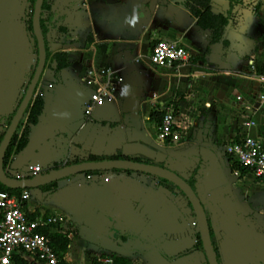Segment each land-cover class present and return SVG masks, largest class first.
Listing matches in <instances>:
<instances>
[{"label": "crops", "instance_id": "1", "mask_svg": "<svg viewBox=\"0 0 264 264\" xmlns=\"http://www.w3.org/2000/svg\"><path fill=\"white\" fill-rule=\"evenodd\" d=\"M212 1L220 5L213 13L225 15L227 2ZM183 2L49 0V9L41 12L48 25V53L66 54L69 66L55 73L46 61L33 96L43 101L41 115L29 129L26 147L11 153L4 172L30 179L56 165L124 155L126 145L145 144L165 155L164 168L192 184L218 264H264V183L252 174L236 176L224 151L236 136L264 141V107L254 99L259 74L253 66L264 74V0L234 6L221 41L214 44L211 30L200 29ZM30 6L31 0H0V141L37 64ZM230 31L251 44L239 48L234 42L231 49L225 39ZM158 40L179 43L189 60L153 67L149 56ZM211 55L219 62L211 63ZM104 68L123 82L110 104L87 114L92 88L85 79ZM169 103L187 126L175 144L159 142L149 120L152 110ZM33 166L43 173L28 175ZM54 183L49 189H28L24 208L33 219L40 214L62 219L50 231L70 235L64 264L107 257L120 259L118 264H207L188 201L158 178L105 171Z\"/></svg>", "mask_w": 264, "mask_h": 264}, {"label": "built area", "instance_id": "2", "mask_svg": "<svg viewBox=\"0 0 264 264\" xmlns=\"http://www.w3.org/2000/svg\"><path fill=\"white\" fill-rule=\"evenodd\" d=\"M189 51L177 42L156 41L150 52L149 61L153 67H173L189 60ZM252 69V62L250 64ZM85 84L92 89L89 93V104L85 113L103 108L114 99L117 88L123 82L111 68L88 72ZM258 90L255 93V102L264 107V74L256 75ZM240 101V98L238 97ZM160 125L157 127V140L161 143L175 144L180 141L187 126L180 120L173 103L162 109ZM225 154L229 161L252 174L254 178L264 183V141L249 136H236L225 143ZM42 168L33 166L28 168V175H39ZM239 175L238 171L234 173ZM25 179V178H23ZM30 199V191L22 189L19 194L0 191V264H10L11 258L17 253H23L30 262L36 264H59V258L54 251L48 236L39 232L40 229L59 224L60 218H45L40 214L31 219L30 213L24 205ZM196 226V222L192 223ZM70 238V235H67ZM102 264H118L112 258L100 259Z\"/></svg>", "mask_w": 264, "mask_h": 264}, {"label": "water", "instance_id": "3", "mask_svg": "<svg viewBox=\"0 0 264 264\" xmlns=\"http://www.w3.org/2000/svg\"><path fill=\"white\" fill-rule=\"evenodd\" d=\"M43 2L44 0L34 1L33 13L31 17L32 32L37 48V64L33 75L25 89L24 95L21 101L19 102L18 107L14 115L12 116L9 125L4 131L3 137L0 141V185L12 190H32L50 185L54 182L63 180L65 178L77 174H84L86 172H105L117 170L146 174L158 179L165 180L167 182L172 183L185 196L186 200L188 201L196 219L198 234L203 252L206 257L207 264H218L213 245L211 243L207 217L199 198L196 196L193 189L183 179H181L177 174L167 168L155 165H148L139 162L111 160L80 162L61 167L60 169L54 170L50 173L35 176L30 179H13L7 176V174L4 172L3 163L6 151L9 147L13 135L15 134L21 120L23 119V116L29 103L31 102L34 96V92L37 88L39 79L42 75L46 63L45 41L40 28V18L42 12L41 8ZM225 39L230 44L231 49H234V42L239 48H241V45L251 44V41L248 40L245 36H242L233 31L227 32ZM210 62L214 64L218 63L219 56L211 55ZM124 155L143 156L149 160L155 161V163H161L165 159V155L163 153L142 143L126 145L124 148ZM113 233V231L110 233V238H113Z\"/></svg>", "mask_w": 264, "mask_h": 264}, {"label": "trees", "instance_id": "4", "mask_svg": "<svg viewBox=\"0 0 264 264\" xmlns=\"http://www.w3.org/2000/svg\"><path fill=\"white\" fill-rule=\"evenodd\" d=\"M48 1L49 0H44L42 8H41L42 11L49 9ZM220 1L227 2V4H228V10L226 11L225 15L220 14V13H218V14L213 13L212 7L213 6L220 7V5H218L216 2H214L212 0H184V2H183V5L189 10L190 14L196 19V25L202 30H211V35H210V40H209V43H211V44L219 43L221 41V39L225 33V29L230 23L232 8L234 6H237V5H240L243 3L242 0H220ZM33 4H34V0H31V7H33ZM51 15H53V14H51ZM48 18L49 17H47V19ZM61 19L62 18L59 16L54 22H51L49 25L51 27H54L56 25V23ZM29 25L31 28V22L29 23ZM47 26L48 25H46L44 23V20H41V18H40V28H41L42 35H43V38L45 41L46 61L49 59L51 65L53 67V71L55 73H58L62 69L67 68L69 66V62H68L66 54H64V53H55L52 56H50V54L48 53L47 40H46L47 31H48ZM257 73L262 74V70L259 69ZM42 109H43L42 99L38 96H36L35 98H32L31 102L29 103V105L25 111V114L27 116L25 119L22 134L20 136H18L15 132V134L13 135V137L10 141L9 147H8L6 154H5V159H4V163H3L4 168H5V165H6L8 159H9V157L13 151L18 153L26 147L27 142H28L29 129L31 126H34L38 122V118L41 115ZM175 110H176V108H175ZM162 115H163L162 112L152 110L150 112V115H149V120L156 127H158L160 125ZM11 118L12 117H10L7 120L6 126L9 125ZM165 143H167V142H165ZM111 160H124V161H132V162H139V163L142 162V163H146L148 165H155V166L163 167L162 164L154 163L152 160H149L143 156H139V155L125 156V155L121 154L120 152H118L116 155H113V156H102V157L89 156L86 161H111ZM76 163H78V161L73 160V161L68 162L64 166H68V165H72V164H76ZM64 166H61V165L53 166V171L60 169L61 167H64ZM232 168H233V170L238 171L240 175L248 174V172L246 170L240 168L235 163L232 164ZM113 172H122V173H128V174L132 173L130 171H120V170L113 171ZM99 173H102V172H99V171L86 172L84 174L89 175V174H99ZM159 180L162 183H166V184L176 188L170 182H167V181L162 180V179H159ZM186 183L192 188L191 183H188V182H186ZM54 185H55V183H52L50 185L43 186L40 189H49V188L54 187ZM0 191L8 192L11 194H19L21 190H12V189H8V188L0 185ZM183 197L185 198L184 195H183ZM188 205H189V203H188ZM31 219H33V218L31 217ZM51 228H53V226H48V227L40 229L39 232L50 238L52 246L54 248V251L59 258V261H60L59 264H64L62 259H63L64 253L67 249V246L69 243V238L67 237L66 234L51 233V231H50ZM197 238H198V244L201 247V242H200V238L198 235H197ZM215 256H217L216 252H215ZM216 259H217V257H216ZM113 260L115 262H121L120 259H113ZM10 264H33V262H30L23 253H17V254L12 256ZM92 264H102V263L100 261H98V259H94L92 261Z\"/></svg>", "mask_w": 264, "mask_h": 264}, {"label": "rangeland", "instance_id": "5", "mask_svg": "<svg viewBox=\"0 0 264 264\" xmlns=\"http://www.w3.org/2000/svg\"><path fill=\"white\" fill-rule=\"evenodd\" d=\"M253 66L255 67L254 69L256 70V73H257L258 70H259V69H258L259 67H257L258 65L253 64ZM249 67L252 68L251 65H249ZM257 74H258V73H257ZM168 149H169V151H171V153H174V152H175V151H174V150H175V149H174V146H169ZM161 164H162L163 167H165V162H161Z\"/></svg>", "mask_w": 264, "mask_h": 264}, {"label": "flooded vegetation", "instance_id": "6", "mask_svg": "<svg viewBox=\"0 0 264 264\" xmlns=\"http://www.w3.org/2000/svg\"><path fill=\"white\" fill-rule=\"evenodd\" d=\"M35 1V0H34ZM34 5V4H33ZM32 13H33V7L30 6V20H31V17H32ZM35 40V39H34ZM155 163V161H153ZM142 163V162H140ZM146 164V163H145Z\"/></svg>", "mask_w": 264, "mask_h": 264}]
</instances>
